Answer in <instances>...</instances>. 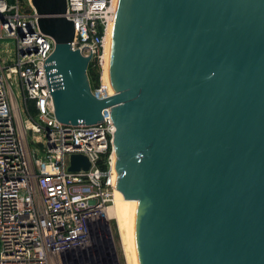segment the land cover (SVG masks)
I'll return each instance as SVG.
<instances>
[{
    "label": "water",
    "instance_id": "water-1",
    "mask_svg": "<svg viewBox=\"0 0 264 264\" xmlns=\"http://www.w3.org/2000/svg\"><path fill=\"white\" fill-rule=\"evenodd\" d=\"M30 4L53 40L55 118L91 124L111 107L129 264H264V0H119L104 99L66 0ZM88 167L71 155L69 170Z\"/></svg>",
    "mask_w": 264,
    "mask_h": 264
},
{
    "label": "built area",
    "instance_id": "built-area-1",
    "mask_svg": "<svg viewBox=\"0 0 264 264\" xmlns=\"http://www.w3.org/2000/svg\"><path fill=\"white\" fill-rule=\"evenodd\" d=\"M114 14L113 0H66L71 46L98 73ZM36 20L30 0H0V264H113L103 216L115 182L111 107L91 124L55 118L53 40ZM89 83L98 99L113 94L102 71ZM73 154L89 167L69 170Z\"/></svg>",
    "mask_w": 264,
    "mask_h": 264
},
{
    "label": "bare ground",
    "instance_id": "bare-ground-1",
    "mask_svg": "<svg viewBox=\"0 0 264 264\" xmlns=\"http://www.w3.org/2000/svg\"><path fill=\"white\" fill-rule=\"evenodd\" d=\"M118 3H119V0H113V6H114L115 14H114V17L112 19V22L110 23V25L108 27V32H107V36H106V39H107V37L109 35L107 42H105L103 74H102L103 75L102 79L104 80V82H106L108 84L109 90L111 93H114V92H113L112 88L110 87L108 58H109V51H110V45H111V39H112V33H113V27H114L115 17H116V13H117ZM113 151H114V147H113ZM103 216H104L105 221H109L110 219L115 220L116 227L118 228V230H117L118 231V240L120 243L122 254L124 256L125 263L129 264L114 200H113V204L110 207H108L107 210L103 213ZM113 261H114V263H116L117 259H116V261H115V259Z\"/></svg>",
    "mask_w": 264,
    "mask_h": 264
},
{
    "label": "rangeland",
    "instance_id": "rangeland-1",
    "mask_svg": "<svg viewBox=\"0 0 264 264\" xmlns=\"http://www.w3.org/2000/svg\"><path fill=\"white\" fill-rule=\"evenodd\" d=\"M108 37H109V35H108ZM108 37L105 40V42H107ZM104 50H105V45H104ZM101 71L103 74V67H102V70L100 69V71H99V76L101 75ZM102 78H103V75H102ZM89 80L91 83H96V79L91 80L89 77ZM117 230H118V228L116 227V223H115L114 219H110L109 221H107V227H106L105 235L107 236V238L109 240V244L111 245V248H110L111 255H113V259L114 258L117 259L118 264H126L125 260H124V256L122 254L120 243L118 240V231ZM114 253H115V256H114Z\"/></svg>",
    "mask_w": 264,
    "mask_h": 264
},
{
    "label": "trees",
    "instance_id": "trees-1",
    "mask_svg": "<svg viewBox=\"0 0 264 264\" xmlns=\"http://www.w3.org/2000/svg\"><path fill=\"white\" fill-rule=\"evenodd\" d=\"M88 74L91 80L96 79V81H98L99 73L94 70L91 65L88 66Z\"/></svg>",
    "mask_w": 264,
    "mask_h": 264
}]
</instances>
